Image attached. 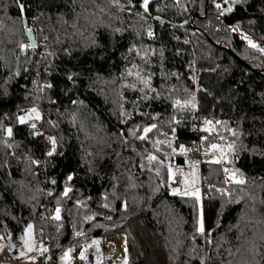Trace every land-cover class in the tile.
<instances>
[{
	"label": "trees",
	"instance_id": "1",
	"mask_svg": "<svg viewBox=\"0 0 264 264\" xmlns=\"http://www.w3.org/2000/svg\"><path fill=\"white\" fill-rule=\"evenodd\" d=\"M33 14L38 48L22 50ZM261 48L264 0H0V241L13 261L31 224L58 263L68 251L110 264L105 237L124 233L125 264H264ZM33 107L36 123H20ZM197 117L206 147L227 146L201 170L199 203L166 183L181 146L197 155Z\"/></svg>",
	"mask_w": 264,
	"mask_h": 264
},
{
	"label": "rangeland",
	"instance_id": "2",
	"mask_svg": "<svg viewBox=\"0 0 264 264\" xmlns=\"http://www.w3.org/2000/svg\"><path fill=\"white\" fill-rule=\"evenodd\" d=\"M31 24L34 26L33 31L35 33V39H37V35L40 32V27L38 26L36 14H33ZM35 47H37V44L35 45ZM38 59L40 60V58ZM22 116L26 117L25 120H29L31 123H36L35 113H31L28 110ZM204 143L197 144L198 145L197 155L195 157L189 155L188 154L189 152L185 148L181 149L180 147L178 151L184 157L183 163H175L172 157L168 158L166 183L170 193L181 195V193L183 192L195 191L196 189H198L199 202L203 198H206L204 197V191L206 190L203 188V184L201 181L202 178L201 170L206 166V163L208 161H219L223 163L227 151V146L221 143H211L209 144V146L206 147ZM212 145H217L218 147H212ZM169 169H171L172 171L171 179H169ZM225 169L227 168L223 166V175L227 181H229L230 179L240 180V178L232 174L229 169H227V171H225ZM173 189H178L179 191H173ZM55 214L57 215V213ZM27 228L28 226L24 230L25 238L23 242L20 244V248L18 250L19 257L16 262L13 261L11 257L12 255L8 251V246L4 243V241H0V259L2 262L5 261L4 263H8V264L12 262H14V264H31L33 260L28 259V257H35L36 259L38 255L45 254L46 248H44L42 251L43 247L38 243H36L35 240L33 239L32 229H29L26 232ZM26 241L28 247L25 246ZM104 247L108 256L113 255L110 264L126 263V237L124 233H116L111 236H106ZM117 254L121 255L120 258H116ZM65 261L68 260L66 259Z\"/></svg>",
	"mask_w": 264,
	"mask_h": 264
},
{
	"label": "snow or ice",
	"instance_id": "3",
	"mask_svg": "<svg viewBox=\"0 0 264 264\" xmlns=\"http://www.w3.org/2000/svg\"><path fill=\"white\" fill-rule=\"evenodd\" d=\"M129 2H131V0H129ZM214 2H215V0H214ZM225 2H227V0H225ZM148 5H149V0H141V6L145 8V11H147ZM215 6H216L217 8H220V7H221V5H220L219 3H216ZM20 10H21V13H23V5H20ZM231 10H232V7H231V5H229V7L225 8L223 11H224V12H230ZM233 30H235V29H233ZM148 35L151 36V35H152V32L149 31V32H148ZM245 39H248V37L245 36ZM248 43H249L252 47H259V46L256 45L251 39H248ZM32 46H33V45H31V44H29V45H27V46H25V45H23V44L20 45V47H21L22 50H23L25 47H32ZM260 50H261L262 52H264V48H261ZM147 82H148V81L145 79V80H144V83L147 84ZM133 86H134V85H133ZM178 103H179V101H174V106H175V104H178ZM193 107H195V105H193ZM29 112H31V113H35V118H36V119H39V118H40V117H39V113H38V111H37L36 108L33 107L32 109L29 110ZM25 119H26L25 116H20V117H18V120H19L20 123H24V122H25ZM208 123H211V122L209 121ZM31 127H32V128H35V125L33 124ZM150 127H155V125H152V126H150ZM6 131H7V134H8V135H11V132H12L11 128H8ZM144 131H145V132H148V131H149V127H146V128L144 129ZM32 134H33V135H39V133H36V132H33ZM48 139L52 141V143H53V150H54V148H55V138H54V137H48ZM212 147H218V146H217V145H212ZM229 147H231V145H230ZM181 149H183V146H181ZM48 155H51V152H49ZM149 159H150V160H151V159H155V157L150 155V156H149ZM225 171H227V169H225ZM171 178H172V171H171V169H169V179H171ZM67 179H68V180H71V179H72V174H71V173H69ZM239 182H240V183H243V181H239ZM53 183H54V181H53ZM68 191H69V189L66 187V188L64 189V193H63V194H66ZM173 191H179V190H178V189H173ZM181 195L195 196V197H196V200H197V203H199V190H198V189H196L195 191H186V192H183V193H181ZM77 203H79V201H78ZM56 213H57L56 218L59 219V208H57ZM88 219H90V217H88ZM198 225H199V226L197 227V231H198V232H203V231H204V227H203V221H202V219H201V220H198ZM31 227H32V225L29 224V225H28V228L26 229V232H27L29 229H31ZM93 243H96V241H93ZM25 246L28 247L27 241H26V243H25ZM22 254H23V253H22ZM80 256H81V259H84V258H85V256H84V251H83V250H81ZM67 258H68V251H65V253H64V255L61 257V259H62V260H66ZM28 259H30V260H34L35 257H28Z\"/></svg>",
	"mask_w": 264,
	"mask_h": 264
},
{
	"label": "built area",
	"instance_id": "4",
	"mask_svg": "<svg viewBox=\"0 0 264 264\" xmlns=\"http://www.w3.org/2000/svg\"><path fill=\"white\" fill-rule=\"evenodd\" d=\"M191 131L197 137L198 143H201V144L204 143L205 139L208 136V131L203 126L201 119L199 117L196 118L195 123L191 127ZM45 135L48 136V133L44 132V136ZM209 196H210V192L207 190L204 191V197H209ZM120 256H121L120 254H117L116 258H120ZM1 262L2 261L0 259V263ZM31 264H79V263H71L69 261L58 263L53 259L52 254H51V250H48L47 252H45V254L38 255L37 258L35 260H33V262Z\"/></svg>",
	"mask_w": 264,
	"mask_h": 264
},
{
	"label": "water",
	"instance_id": "5",
	"mask_svg": "<svg viewBox=\"0 0 264 264\" xmlns=\"http://www.w3.org/2000/svg\"><path fill=\"white\" fill-rule=\"evenodd\" d=\"M22 18H23V24H24V27H25V33L27 35L29 43L31 45L35 46L36 40H35L34 33H33V31L31 29H29L27 27V20H26L25 16H23ZM13 250H14V245L11 243L10 244V251H13ZM12 256H13V258H16L17 254L13 252Z\"/></svg>",
	"mask_w": 264,
	"mask_h": 264
},
{
	"label": "bare ground",
	"instance_id": "6",
	"mask_svg": "<svg viewBox=\"0 0 264 264\" xmlns=\"http://www.w3.org/2000/svg\"><path fill=\"white\" fill-rule=\"evenodd\" d=\"M195 121H196V120H195ZM194 123H195V122H194ZM194 123H193V124H194ZM193 124H192V125H193ZM191 127H192V126H191ZM190 130H191V128H190Z\"/></svg>",
	"mask_w": 264,
	"mask_h": 264
}]
</instances>
